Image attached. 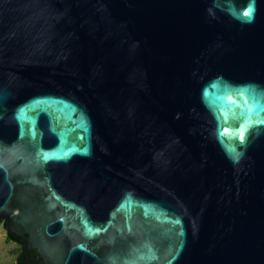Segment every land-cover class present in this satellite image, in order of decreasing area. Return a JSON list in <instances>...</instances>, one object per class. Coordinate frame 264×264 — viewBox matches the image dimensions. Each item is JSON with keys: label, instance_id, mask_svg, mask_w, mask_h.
Here are the masks:
<instances>
[{"label": "water", "instance_id": "water-1", "mask_svg": "<svg viewBox=\"0 0 264 264\" xmlns=\"http://www.w3.org/2000/svg\"><path fill=\"white\" fill-rule=\"evenodd\" d=\"M1 219L23 264H264V0H0Z\"/></svg>", "mask_w": 264, "mask_h": 264}, {"label": "rangeland", "instance_id": "rangeland-1", "mask_svg": "<svg viewBox=\"0 0 264 264\" xmlns=\"http://www.w3.org/2000/svg\"><path fill=\"white\" fill-rule=\"evenodd\" d=\"M20 254V247L5 240L3 224L0 223V264H14Z\"/></svg>", "mask_w": 264, "mask_h": 264}, {"label": "flooded vegetation", "instance_id": "flooded-vegetation-1", "mask_svg": "<svg viewBox=\"0 0 264 264\" xmlns=\"http://www.w3.org/2000/svg\"><path fill=\"white\" fill-rule=\"evenodd\" d=\"M0 223H2L3 224V227L5 228V220L4 219H1L0 220ZM18 239H20L21 241H22V243H20V242H18ZM5 240L7 241V242H11V243H13V244H16V245H18L19 247H20V254L17 256V258H16V261H15V263L14 264H16L17 263V261H18V259H19V257L21 256V254H22V251L24 250V253H25V249H26V242H25V240H23L21 237H15V236H12V235H9V234H6L5 233ZM25 245V247H23ZM36 253L37 254V252L34 250V249H30L29 250V264H41V259H40V257L38 256V257H36L35 256V254L34 253ZM33 253V254H32ZM38 255V254H37ZM25 257V256H24ZM24 257H23V263H24ZM40 260V261H39ZM39 262V263H38ZM22 263V264H23Z\"/></svg>", "mask_w": 264, "mask_h": 264}, {"label": "trees", "instance_id": "trees-1", "mask_svg": "<svg viewBox=\"0 0 264 264\" xmlns=\"http://www.w3.org/2000/svg\"><path fill=\"white\" fill-rule=\"evenodd\" d=\"M18 242L22 243V241L20 239H18ZM25 247V245L23 246ZM34 253V252H33ZM32 253V254H33ZM36 257H38V255L36 253H34ZM25 256L24 250L22 251L21 256L19 257L18 261L16 264H22L23 263V257ZM40 261V260H39ZM39 263V262H38ZM33 264V263H32ZM37 264V263H36Z\"/></svg>", "mask_w": 264, "mask_h": 264}, {"label": "snow or ice", "instance_id": "snow-or-ice-1", "mask_svg": "<svg viewBox=\"0 0 264 264\" xmlns=\"http://www.w3.org/2000/svg\"><path fill=\"white\" fill-rule=\"evenodd\" d=\"M251 13H252V8L249 7L248 10L244 14L250 17Z\"/></svg>", "mask_w": 264, "mask_h": 264}]
</instances>
